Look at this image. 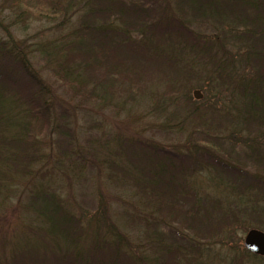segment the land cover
<instances>
[{
  "label": "trees",
  "instance_id": "16d2710c",
  "mask_svg": "<svg viewBox=\"0 0 264 264\" xmlns=\"http://www.w3.org/2000/svg\"><path fill=\"white\" fill-rule=\"evenodd\" d=\"M1 14L0 264H264L233 240L264 224V0ZM83 181L94 208L65 191Z\"/></svg>",
  "mask_w": 264,
  "mask_h": 264
},
{
  "label": "rangeland",
  "instance_id": "374dc122",
  "mask_svg": "<svg viewBox=\"0 0 264 264\" xmlns=\"http://www.w3.org/2000/svg\"><path fill=\"white\" fill-rule=\"evenodd\" d=\"M78 19H79V17H78V15H76V16H74L73 21L76 23V22H78ZM8 21L10 22V20L7 18L6 14H1L0 15V23H7ZM41 27L42 26H41L40 23L35 22V23H33L32 26H30V28L27 31H24V32L21 33L20 30H17L16 28L15 29L13 28V32L15 34H17V35H20V37H23L27 41H30V39H34V35H37L39 33L38 31H39V29ZM7 34H9V32L6 30L5 26H1L0 25V36L5 37V35H7ZM42 77L47 78V72L46 71L42 74ZM59 91H61V90H59ZM203 92L204 91H202V93ZM61 95L67 97L66 94H65V92L63 90L61 91ZM191 95L194 96L193 95V90L191 92ZM196 100H201V99H196ZM93 115H94V113H93ZM94 117H95L94 120H98L100 122H104L103 129H104V133L107 134L108 131L109 132H115V131H117L119 128H116V124L119 121H122L121 119H124L127 116H125V115H121V116L118 115V116H116V114L114 113V111H111V112L105 113V115L104 114H102V115H94ZM95 125H94V127L92 126L93 127L92 129L87 130L88 132H86L85 134H83L82 138H84L87 133H90L91 135H96L97 134V130L95 129L96 128ZM156 137L159 138V136H157V135H156ZM171 141L172 140H170L168 142H171ZM80 184L81 185H79L76 182H74L72 184V186H71V183L67 182V184L65 186L66 193L71 194L72 191H73V189H75V194H76L75 199L79 203H80V201L82 199H85L86 200V204L84 206L85 207L94 208L95 207V204L93 202V194H95V193H94V189H93L92 185L89 184V183H85V181H83V183H80ZM251 229H259V230L264 231V224L263 225H260V224L259 225H256L255 227H253ZM246 234H247V232L246 233L245 232H242L241 233L239 231L238 234L236 235V237L233 239L235 243H238L239 244V246L241 247V250L242 251L247 250L244 247V238H245ZM262 257H264V256H262ZM243 258H247V257H243Z\"/></svg>",
  "mask_w": 264,
  "mask_h": 264
},
{
  "label": "water",
  "instance_id": "95a60500",
  "mask_svg": "<svg viewBox=\"0 0 264 264\" xmlns=\"http://www.w3.org/2000/svg\"><path fill=\"white\" fill-rule=\"evenodd\" d=\"M195 98L202 99L203 93L199 90L195 91ZM244 247L255 254L264 256V231L259 229H251L244 238Z\"/></svg>",
  "mask_w": 264,
  "mask_h": 264
}]
</instances>
